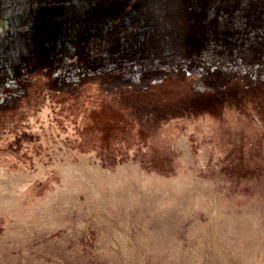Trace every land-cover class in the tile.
Returning <instances> with one entry per match:
<instances>
[{
    "label": "rangeland",
    "instance_id": "rangeland-1",
    "mask_svg": "<svg viewBox=\"0 0 264 264\" xmlns=\"http://www.w3.org/2000/svg\"><path fill=\"white\" fill-rule=\"evenodd\" d=\"M0 264H264V0H0Z\"/></svg>",
    "mask_w": 264,
    "mask_h": 264
}]
</instances>
